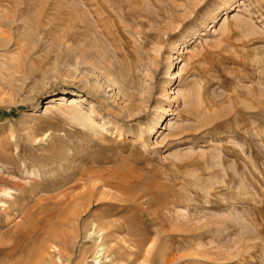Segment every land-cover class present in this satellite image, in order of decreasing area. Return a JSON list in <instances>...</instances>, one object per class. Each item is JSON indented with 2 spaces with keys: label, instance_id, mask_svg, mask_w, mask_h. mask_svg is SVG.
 <instances>
[{
  "label": "rangeland",
  "instance_id": "rangeland-1",
  "mask_svg": "<svg viewBox=\"0 0 264 264\" xmlns=\"http://www.w3.org/2000/svg\"><path fill=\"white\" fill-rule=\"evenodd\" d=\"M0 264H264V0H0Z\"/></svg>",
  "mask_w": 264,
  "mask_h": 264
},
{
  "label": "bare ground",
  "instance_id": "bare-ground-1",
  "mask_svg": "<svg viewBox=\"0 0 264 264\" xmlns=\"http://www.w3.org/2000/svg\"><path fill=\"white\" fill-rule=\"evenodd\" d=\"M62 100V99H61ZM76 100L73 98L71 101H70V104H75Z\"/></svg>",
  "mask_w": 264,
  "mask_h": 264
}]
</instances>
